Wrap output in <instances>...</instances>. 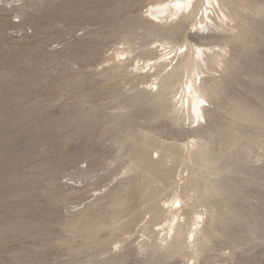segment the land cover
<instances>
[{"label":"rangeland","instance_id":"1","mask_svg":"<svg viewBox=\"0 0 264 264\" xmlns=\"http://www.w3.org/2000/svg\"><path fill=\"white\" fill-rule=\"evenodd\" d=\"M218 1L234 21L202 35L147 16L171 0H0V264H264V0ZM194 46L227 52L198 67L197 130L176 59L140 74ZM176 196L179 232L202 229L170 249Z\"/></svg>","mask_w":264,"mask_h":264},{"label":"bare ground","instance_id":"2","mask_svg":"<svg viewBox=\"0 0 264 264\" xmlns=\"http://www.w3.org/2000/svg\"><path fill=\"white\" fill-rule=\"evenodd\" d=\"M235 1H239V0H235ZM235 1H233V0L230 1V5H232L233 7H236V3H234ZM205 4H206V7L204 8V10H201L200 15H199L198 8L200 9L199 6L201 5V3L198 6L196 0H171V2L170 3H167V4H165V2H161V3L155 4V5H151L148 8V10L146 11V14H147L148 17H150V18H152L154 20H161L160 22H163V20H164L166 22L165 24H167V21H166L167 18L165 16L166 14L167 15H170L171 17H173L175 19H177V17L179 16V14H183V15L184 14L185 15L188 14V16H191L192 19H193V25L192 26H193V28H195V33L198 32V34H200V32H202V35H204L205 32H206V35H214L219 30V28L224 31V29L222 27L224 25H222V24H226L227 25V24H229L228 22H233L234 21L233 18L235 16H233V18H232L233 20L230 19L228 17V14L226 15V13H224L225 10L223 11V9H222L224 7L220 5V3H219L218 0H206ZM216 7H218L219 12L222 15V18L218 15V19L220 20V23L221 24L215 23V21L210 17V15L211 14H214V12L216 11ZM172 10H175L174 13H172ZM232 15H233V13H232ZM178 18H180V17H178ZM185 18H186V16H185ZM181 19H182V17L180 18V20ZM151 24L153 26H155V27H158L156 25V23H154L152 21H151ZM172 24H174V22ZM167 27L170 28V25L167 26ZM156 29H160L161 30V28H156ZM228 29H229V27H228ZM222 34H224V33H222ZM164 42H166V40ZM181 48L182 47H179L176 51L173 52L174 56L169 59L167 65H165L161 61H157V58H156L155 62H153L151 65L146 66V67L143 66L141 69L144 70L146 68V69H148V71L147 72L145 70L142 71V72L140 71L141 72L140 74L141 75H148L151 72L153 74H155L157 71L159 73H164L165 72V68H167L168 66H170L173 63V61L176 59V63L174 65V67H171V69L169 71L171 76L172 75H175V74L177 75L179 73V76L181 78V84H182V86H181V93L178 94V92H177V95H178L177 98L178 99L176 101H174V102H176V104H175V117L178 120L184 119L183 121H187L189 123L188 125H194V124H196V127H194V129L197 130V129H199L201 127V124H205V122H206L205 121V112L207 111V105H209V103H208L209 94L206 92L207 89L204 88V83L205 82L203 81V79L200 76V73L198 71V67L200 66V63H206L205 60H204V57H206L208 59V61L211 62V64L214 63L216 65V63H217L218 66H219V64L222 62V60H219V59H221L220 57H222L223 55L227 54V52L225 54L223 53V51H224L223 49H225V47L223 49L221 48L219 50H214V49H212L210 47H204V48H202L200 46H194V48L196 50H195V52L192 53V55H190L189 50H187V49L184 52H180ZM215 49H217V48H215ZM117 51H118V49H117ZM221 53L223 55H221ZM120 55L122 56L121 61L122 60L124 62L127 61V53L126 52L120 53ZM216 67H217V65H216ZM208 72H210V71L208 70ZM166 74H168V72L165 73V75ZM175 78H177V76ZM197 82L199 83L198 87L196 85V84H198ZM177 84H178V82H177ZM205 86H207V85H205ZM194 87H197V90H195ZM201 101H204V103H201ZM172 108H173V106H172ZM194 145H192L191 147H188L187 149L185 148L187 150V152H190L191 150H194L195 149ZM178 197H177V199H174L172 201L170 200L171 202L166 207V210L171 214V217L173 218V220L170 221V222L167 221L168 223H166L160 229V232H159V233H161V236H162V237H160L161 238L160 241H161L162 244L163 243H166L167 240H170L171 241V243H167V244H170V246H169L170 249H171V244L174 243V242L172 243V241H174L175 239H178L179 238V235H181L180 232L183 233V231H186V230L183 229V231H180L179 232V229L178 228H179L180 225L177 228L178 220H180L178 218L179 217L178 213H179V211H181L182 207L184 206L183 203H182V199L180 198L181 199L180 200V199H178ZM164 205H166V204H164ZM185 205H187V204H185ZM161 211H162V209H161ZM177 215H178V217H177ZM195 215L196 216H194L192 218V220H191L192 221L191 226L187 224L190 227L188 228V231L185 232V236H183V238L184 237L185 238L182 239V240H184L183 242H186V245H185V243H184L185 246L183 245L184 247L188 246L187 243L188 244H194V243H196V239L198 238L197 236L199 235L198 233L202 229V227H201V223H202L201 221L202 220L199 221L201 219V215H197V214H195ZM165 219H167V218H165ZM185 225H186V223H185ZM183 226L184 225L181 226V228H180L181 230H182V228H184ZM182 235H181V237H182ZM182 240H179V241H182ZM160 241L157 242V245H158V243H160ZM161 243H160V245H161ZM174 245H176V244H174ZM174 245H172V246H174ZM194 245H196V244H194ZM157 247L158 248H161L159 246H157ZM166 247H167V245H166Z\"/></svg>","mask_w":264,"mask_h":264},{"label":"snow or ice","instance_id":"3","mask_svg":"<svg viewBox=\"0 0 264 264\" xmlns=\"http://www.w3.org/2000/svg\"><path fill=\"white\" fill-rule=\"evenodd\" d=\"M182 51H183V49H182ZM201 103H204V101H201Z\"/></svg>","mask_w":264,"mask_h":264}]
</instances>
